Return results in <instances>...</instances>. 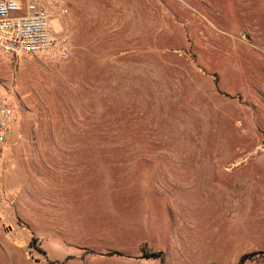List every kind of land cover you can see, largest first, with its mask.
Returning a JSON list of instances; mask_svg holds the SVG:
<instances>
[{
	"label": "rangeland",
	"instance_id": "obj_1",
	"mask_svg": "<svg viewBox=\"0 0 264 264\" xmlns=\"http://www.w3.org/2000/svg\"><path fill=\"white\" fill-rule=\"evenodd\" d=\"M65 3L67 59L0 53V264L264 252V0Z\"/></svg>",
	"mask_w": 264,
	"mask_h": 264
},
{
	"label": "built area",
	"instance_id": "obj_2",
	"mask_svg": "<svg viewBox=\"0 0 264 264\" xmlns=\"http://www.w3.org/2000/svg\"><path fill=\"white\" fill-rule=\"evenodd\" d=\"M65 0H0V53H46L59 59L69 56V40L54 27L66 16ZM13 107L0 93V161L11 133Z\"/></svg>",
	"mask_w": 264,
	"mask_h": 264
},
{
	"label": "trees",
	"instance_id": "obj_3",
	"mask_svg": "<svg viewBox=\"0 0 264 264\" xmlns=\"http://www.w3.org/2000/svg\"><path fill=\"white\" fill-rule=\"evenodd\" d=\"M31 234V232H29ZM90 254H93V255H101V256H106V257H110V256H122V254L118 251H105V252H95V251H90L89 252ZM258 254H261V255H264V252H251V253H248V254H244L241 256L238 264H244V262L255 256V255H258ZM148 257H152V258H159V260L162 262L163 261V251H157V252H150L148 254Z\"/></svg>",
	"mask_w": 264,
	"mask_h": 264
}]
</instances>
